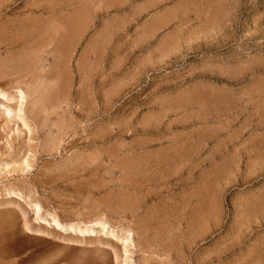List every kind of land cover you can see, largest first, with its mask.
<instances>
[{
  "label": "rangeland",
  "instance_id": "374dc122",
  "mask_svg": "<svg viewBox=\"0 0 264 264\" xmlns=\"http://www.w3.org/2000/svg\"><path fill=\"white\" fill-rule=\"evenodd\" d=\"M0 89V264H264V0H0Z\"/></svg>",
  "mask_w": 264,
  "mask_h": 264
},
{
  "label": "bare ground",
  "instance_id": "6f19581e",
  "mask_svg": "<svg viewBox=\"0 0 264 264\" xmlns=\"http://www.w3.org/2000/svg\"><path fill=\"white\" fill-rule=\"evenodd\" d=\"M15 91L17 92V107H15V108H18V111H19L20 109H22L21 107L23 106V104L25 102L26 93H25V91H23L19 87H17V89ZM7 93L0 89V96L4 97L6 99L9 98ZM15 96L16 95H14L13 97H15ZM9 106L4 104L2 106V108H4V110L1 111L2 114H7V116L9 117V118L7 117L8 118L7 121L9 119H13L15 117V116L12 117L13 116L12 114H14L15 111H16V114H17V110L16 109L14 110V109H12L13 107L11 108ZM20 112H18L19 115H16V117L20 116ZM34 212H35L36 216L39 217L42 220V222L46 225L45 227H47V229H43L41 226H39L37 228H31L28 225H25L26 229H29L33 233L35 232V233H41V234H49L48 233V231H49L48 228H50L51 230H57V231L60 230V231H63V232L70 233V235L74 234L75 237L78 236V239H79V237H81L80 239H82V238L86 239L87 237L93 236L94 234L95 235L96 234H101V235L106 234V235H109V236L114 237V238L116 237L117 239H121L122 238L123 239L122 242H123L125 250L126 249L128 250V248H129L128 246L132 245L131 242L133 240L132 239L133 233L131 232L130 229H123L124 233H123V236L121 237L120 235H118V233H116L114 231V229H112L110 227L109 223L102 217H98L96 219H92V221L87 222V223H85V222H83V223L82 222H71V221L70 222H62L53 213L46 212L45 214H41V206L39 204H37V203L34 204ZM46 230H48V231H46ZM84 239H82V240H84ZM68 240H70V239H68ZM124 255H123L124 256V260L125 259L128 260L129 255L127 254V251H125ZM64 256L65 255L63 254L61 259L64 258ZM115 257H116V255H115ZM130 260L131 259L129 258V261Z\"/></svg>",
  "mask_w": 264,
  "mask_h": 264
}]
</instances>
